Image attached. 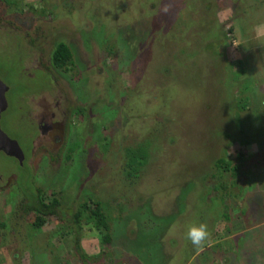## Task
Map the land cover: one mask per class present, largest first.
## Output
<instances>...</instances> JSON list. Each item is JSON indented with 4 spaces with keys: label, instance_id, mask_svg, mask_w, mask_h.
Segmentation results:
<instances>
[{
    "label": "rangeland",
    "instance_id": "1",
    "mask_svg": "<svg viewBox=\"0 0 264 264\" xmlns=\"http://www.w3.org/2000/svg\"><path fill=\"white\" fill-rule=\"evenodd\" d=\"M46 1L54 8L55 17L52 19L21 11L18 14H4L0 5V80L8 86V108L2 113L0 121L2 130L20 142L22 138L26 141V135L34 132L33 127L27 124L32 116L25 112L31 108V102L28 101L31 95L24 96L37 92L46 84L47 79L37 71L43 62L41 54L46 59L53 41L59 38L66 41L76 40L72 46L74 55L79 52L76 67L79 68L78 76L82 78V89L78 86V94L85 96L86 104L100 99L102 103L96 109L106 106L107 111L97 115L100 118L99 141L94 142L84 130L83 135L81 134L82 147L79 150H86V153L79 156V152L78 157L73 153L72 161L59 174L55 171L59 168V159L61 160V146L58 147L59 151H56L57 148L48 149L53 152L54 159L45 160L42 157L45 153L42 147L45 144L40 145L35 141L33 154L26 163L29 170L20 168L15 159L0 152V174L5 175L0 181V186L3 185L0 190V220L13 228L18 224L13 236L8 232L6 242L3 243L0 237V264H84L76 255L70 241L55 234L59 224L53 217H46L45 223L39 229L32 225L33 214H28L17 222L12 217L18 200L26 190L31 191L33 186H39L40 179H51L47 185L44 184L49 189L47 192L74 193L76 188L79 189V184H76L73 176L82 177L81 170L86 172L84 177L87 178L82 186L85 189L91 186V190H95V198L101 201L105 212L109 214L112 226H117L112 229L111 242L103 247L99 232L92 224L82 221L79 244L82 252L89 257L87 263L123 264L130 261L132 264H140L137 261L139 257L143 264H216L214 260L221 254L220 248L228 247L234 255L231 263L264 264V222L257 223V220H264L261 212L260 216H252L255 219L253 223L258 228L245 233V223L231 220L236 231L233 236L225 231L217 238L211 235L208 243L199 250L185 235L191 224H206L210 234L222 229L215 225L223 222L220 218L213 217L215 212L220 211L221 202L217 200L214 203L211 200L213 206L204 208L205 215L199 214L203 208L199 206L202 203L198 199L200 191L191 188V180L198 178L201 181L204 174L203 168L201 169L203 162L199 163L200 152L197 151L203 147H213L209 143L213 142L209 140L210 132L215 128L220 130L233 125L226 117H234V128L243 130L245 117L249 124L250 118L259 116L258 124L252 127V130L255 127L259 130L255 134L249 131L251 133L248 134L254 141L244 143L245 175L241 179L244 183L247 181L244 191L247 189L258 194L260 192L264 196V110L258 103L261 96L264 101V0H157L156 7L152 6L154 0ZM23 2L36 9L41 6L40 0H20L19 4L22 5ZM88 4L96 8V18L93 16L91 21L87 18L90 8ZM70 10L76 11L79 18L72 19L67 14ZM191 16H194L193 19ZM104 19L109 21L112 29L105 28L104 36L89 38L88 32L92 29H98L102 33L101 27L107 22ZM249 19L254 22H247ZM95 23L98 24L94 25ZM258 23L260 25L254 31ZM155 25L158 26L157 32L165 34L169 41L155 36ZM220 34L221 39L228 44V48H224L222 52L229 57L224 62H230V77L235 75L233 63L241 60L244 67L243 77L249 76L252 81L255 80L252 85L253 88L256 87L254 90L258 99L255 100L254 97L251 103L245 104V95H241L239 100H234L233 97L228 100L227 94L230 91L234 95V86L231 78L225 80L221 61L209 62L205 51L197 54L185 51L186 46L192 45L190 41L194 35L217 38ZM242 34L248 36L244 38ZM21 37L25 39V44L21 42ZM32 38L40 51L34 56L27 51L26 54L30 56L25 54L21 66L19 55H22L25 51L23 47H27L26 43ZM182 39H185L184 47L181 45ZM181 49L183 54L180 53ZM20 69L23 75L18 72ZM85 80H88L89 85L84 83ZM133 82L136 83L132 84ZM64 85H60L62 93H65L62 94L63 104H75L76 97ZM124 93L125 98L122 96ZM126 108L133 109L134 114L136 112L140 116L135 114L133 117V112L130 111L132 113L126 117L131 123L139 122L147 128L146 133L137 135H146L144 143L148 145L150 156L158 158L145 180L138 181L135 186L127 184L120 171L123 127L120 129L121 134L111 130L113 125L121 127L126 123L119 115V111L124 113ZM81 119L79 117L77 124ZM157 123H160L158 132L155 131ZM153 129L156 133H150ZM242 134L245 136V133ZM214 136L219 137L217 131ZM106 141L107 147L104 151L102 145ZM182 148L189 150L188 155L185 154L186 158L178 155ZM255 161L259 162L253 164L254 167L248 171ZM110 170L113 172L111 176L107 174ZM41 172L44 175L41 176ZM16 177L15 186H8L7 183L14 181ZM210 182L213 183V180L206 178L203 184H211ZM238 188L233 187L232 192L240 193ZM79 191V197L87 199L88 195L86 197L82 190ZM188 197L198 206L189 211L185 208L186 212L182 208L181 213L179 208V212L172 214L170 220H167L171 208L178 211V201L182 207L188 205ZM252 198L254 199V195L251 200ZM260 198L263 204L260 201L257 203L264 210V198ZM233 202L236 204V201ZM142 204L151 212H165L166 223H158L159 228L151 234L150 241L146 239L149 249H142L138 254L133 239L127 242V238L133 236L135 230V218L130 215ZM208 204H211L210 201ZM247 204L245 202L246 208ZM149 210L147 211L151 214ZM33 234L38 237L24 239ZM21 241L31 249H36L38 244L41 250H35L32 255ZM135 243L141 245L138 241ZM171 243H175V246ZM165 247L170 252L164 250ZM158 254L162 256L161 259H157Z\"/></svg>",
    "mask_w": 264,
    "mask_h": 264
},
{
    "label": "trees",
    "instance_id": "2",
    "mask_svg": "<svg viewBox=\"0 0 264 264\" xmlns=\"http://www.w3.org/2000/svg\"><path fill=\"white\" fill-rule=\"evenodd\" d=\"M19 1L20 0H0V5L2 6L3 13L5 14L6 12L8 13L14 12L12 14H18L21 11V12H24L25 14H30V15L33 14V15H38L41 17L44 16L47 19H52V17H55L54 8L51 7L52 4L46 3L47 2L46 0H40L39 3L41 4V6L38 9L34 8L31 4L26 3V2L25 3L23 2L22 4L23 6H22L19 4ZM155 3H157V0H154V4L152 5L153 7H156ZM198 3L200 4V1H198ZM88 6L90 7L88 10L89 17L87 16L86 17L89 18V21H91L92 17L96 16V8L95 7L93 8L92 4H88ZM156 12H158V10H156ZM76 13L77 12L73 10H70L67 12V14L71 16L72 19L79 18V16ZM99 13L98 15L100 16ZM81 14H83V12H81ZM193 17L194 16H191L192 19ZM104 20H107V19H104ZM246 21L254 22L251 19L246 20ZM108 22L109 21L107 20V22L103 23L104 26L102 27H101L102 23L100 24L102 33L98 32V29L90 30L88 32V35L90 34L89 38L91 37V38L96 39V36L97 37L104 36L105 34L103 35V33L105 32L104 31L105 28L112 29L110 28L111 25L108 24ZM96 24L98 23H95L94 25ZM153 31H154L153 33L155 34L157 38L164 39L166 36L165 34L161 32H157L158 31L157 25L153 27ZM242 31H244V29ZM220 36L221 35H219L217 38H214V37L213 38H202L197 35H194L193 40L190 41L192 45L186 46L185 51L195 52L196 54L201 51L202 52L205 51L206 58L207 60L209 59L208 60L209 62L210 61L212 62L221 61V69L225 73V76H226L225 80L228 81V79L231 78L232 84L234 86V95H233V91H230V93L227 94L228 100L231 99L232 97L234 100H239L241 98V95L243 96L245 95V99H246L245 104H248L249 102L251 103L254 97H255L254 98L255 100L256 98L258 99L257 92L254 90L256 87L253 88V85H252L255 82V80L252 81L251 77L249 76H247V78L243 77L244 67L242 65L243 62H241V60H235V63H233L232 69L235 71V75L232 74V76L230 77L229 72H228L230 68L229 66L230 62H226V64L224 62L225 59L229 57L224 55L222 52L224 48L225 49L228 48L227 47L228 44H227V41L225 42L223 40H220L221 38ZM242 36L246 38L248 35L245 36V34H242ZM107 37L109 38V36ZM22 39L23 40L21 42L25 40L24 38ZM166 40L169 41L168 38ZM74 41L76 40L70 39L69 41H66L64 38H59L58 40L53 41L51 49L48 54L50 58V66H49L50 70H52L53 68L56 71H58L60 75L65 76V77H66L65 72H68L69 76H71V79L78 78L76 74L77 69H78L76 67L77 61L74 60V56H73L74 46H72V43ZM184 41L185 39H182L181 45L183 47H184ZM200 43H204V44H200ZM31 44L33 45V41ZM196 44H198V46ZM198 47H200V50H198ZM23 49H25V51L22 53L21 56L19 55L20 60H21V66H22V61L25 57V54L27 51L29 52L30 48L23 47ZM19 53H20V50H19ZM180 53L183 54L184 51L182 50L180 51ZM199 64L201 66L204 65L203 63H199ZM18 72L21 75H23L21 73V69L18 70ZM41 74L43 76L46 75V73L44 74V72ZM208 76L210 75L208 74ZM211 78L212 76L210 77V79ZM72 81H76L77 83H79V80H72ZM135 83L136 82H133L132 84H135ZM122 96H124L123 98H125L126 93L122 94ZM101 103H102L101 100L98 99L97 102L95 101L94 103L93 102L88 103L90 105L86 104V106L84 107L86 110H88V113H86L88 120L84 121V129L87 131V134L90 135L91 138H93L94 142H96L97 140L99 141L98 130L100 129V125H99L100 118L99 116L97 118V115H100L104 113L105 111H107L106 106H102V107L100 106L98 109H96L99 106L98 104H101ZM258 103L261 104L260 107L262 108V110H264V107H263L264 101H263L262 96L261 98L259 97ZM245 107L247 106L245 105ZM78 109H83V108L79 107ZM126 110L127 111L124 113H121L119 111V115L122 116V118L126 121V123L123 124L121 127H119L118 125H115V126L113 125L111 130H113L114 132L119 131V133L121 134L120 129H122L123 127L124 135L122 136L123 137V141L121 145L122 160H121L120 171L124 175V178H125L124 180L126 181V183L129 184L130 186H135L138 181L145 180V177L155 167L154 163L158 161V158L155 156L154 158L150 156L149 151H148L149 150L148 145L144 143L145 140L147 139L146 135H142V136L137 135L140 133H146V131H148L147 128L145 126L140 125L139 122H137L136 124L131 123L132 121H130V119L128 120L126 117L127 114H130L133 112L132 115L134 117L135 114L137 115V113L135 112L134 114V110L131 108H126ZM78 114L81 115L82 117L85 116V113H83L82 110H79ZM257 117L259 116H256L255 118H252V119L249 117L250 118L249 124H248V118L245 117V122H244L245 129L243 130L234 128L236 126L234 117H231V116L226 117V120L228 122L231 121V123L233 122V125H231V127L228 126V128L226 129L218 130V128H215V130L212 133L210 132L209 140H213V142L211 143L208 140V142L213 147L212 148L203 147L204 149L201 148L200 150L197 151L198 153L200 152L199 153L200 155L199 163L205 162V164L202 163L201 165V169L203 168V172H204V174L201 176V181L198 178L195 180H191L193 181L191 188H193L196 191H200L198 199L202 203L199 206L203 208L200 209L199 214L205 215V211L203 212V210L207 209L206 207L208 205L213 206V204L217 202V200L221 202L220 211L215 212L213 217L214 219L220 218L219 220L223 223H220V225L216 224L215 227L217 228L218 226L219 227L221 226L222 229L221 230L217 229L219 232L214 231L212 234H210L209 237H211L212 235L215 238H217L221 234H223V231L228 232L227 234H230L233 236L236 231L233 229V224L231 223V220H236L239 223L241 222L245 223V229H244L245 233H248L250 230L258 228V227H255L256 225H254L253 223V220L255 219H253L252 216L254 217L256 216V214L260 216L261 207L257 203L261 201L259 194L254 191H249L247 189H245L244 191V186H245V183H247V181H245L244 183V180L241 179V176L245 175V170L243 169V166H244L243 157L244 158L246 157L244 154L245 152L244 143L246 144L250 141L251 142L254 141L248 134L251 133L249 131H252L255 134V131H257V129L259 130V128H256V127L254 128V130H252V127L258 124ZM139 119L140 118H138V120ZM159 129H160V123H157V125L155 126V131L158 132ZM133 131L135 132V134ZM155 131L153 129L150 133H154ZM215 131H217L219 137L214 136ZM242 133H245V136ZM22 142L19 141L20 143L19 145L23 150L25 159L22 163V166L20 165L19 166L20 168H26L29 170V168H27L26 166V163H27L28 158L33 154V151L31 148L30 141H28L27 139L25 141L22 138ZM221 145L222 147H220ZM81 147H82L81 143L78 140L70 141L69 145L65 143V145L61 147V150H60L61 160L59 159V168L55 171V173L58 172L57 174H59L60 172L63 171L64 167L67 168L68 164H70L71 162L72 153ZM102 147L104 151H106L107 141L104 142ZM188 151L189 150H187L186 148H182L181 153H178V155H181L183 156V158H186L185 154L188 155ZM46 153L48 154V156L51 157V159L49 158L47 160H52V157L54 156L53 152L48 151ZM80 153L83 155V153H86V150L85 151L81 150ZM231 153H234V155H231ZM254 156L255 154H253L252 157ZM77 157H78V154H77ZM44 158H46V155H44ZM258 162L259 161L253 162L250 165L248 171H251L250 168L254 167L253 164L258 163ZM43 164H45V162H43ZM42 172H41V176L44 175ZM112 173H113L112 170H110V172H107L109 176L113 175ZM35 174H37V172ZM85 175H86V172H83V170H81L82 177L73 176V178H76L75 180L76 184H79V189L76 188V191L74 193H69V194H65L62 192L63 195L62 193H59L58 191H52V192L49 191L50 193L47 192L49 189L48 190L46 189L47 187L46 185L48 182H51V179L43 180V181L40 179V183H41L39 185L40 187L33 186V189L31 191L26 190L24 192L25 198H22V199L20 198L19 199L20 201L18 200L17 204L15 205L14 212L12 213V217L14 221L17 222L18 220L23 219L28 214H33L34 220L32 222V225L38 229L43 226V224L45 223L46 217H53L56 223L59 224L58 228L55 231V234L60 237H63L65 240L68 239L70 243L72 244V246L74 247L76 255L79 256V258L82 260L84 264H89L87 263V261L89 260V257L82 252L80 248V244H79L80 229H81V224H83L82 221H84L85 223L92 224L93 227L99 232V234L101 235L100 242L102 246L104 245L103 247H105L107 244L111 242L112 229H114L117 226H112V222H111V218L109 217V214L105 212L101 204V201L95 198L97 196L95 190L94 189L91 190V186L86 187V189L84 188V186H82V184L85 183L87 179L84 177ZM206 178L207 179L210 178V181L213 180V183L210 182L211 184L209 183L203 184ZM16 181H17V177L16 179H14V181L10 180L9 181L10 184L8 182L7 185L10 187H13L15 186ZM233 187H239L238 189L240 190V193L232 192ZM79 190L83 191L84 196L87 197L88 195L87 199H83L79 197L81 195L79 194L80 193ZM253 195H254V199L252 198L251 200V196L253 197ZM211 200H214V203ZM188 201H189L188 205H185V207H182L181 205H179L181 202L178 201L177 202V205L179 206L177 208L178 211H176L175 208H171L170 210L171 213L169 214L170 217L168 216L167 220H170L172 214L174 213L177 214L179 212V208H180V213H181L182 208L184 209V211H185V208L187 209V211H189L192 208L195 209V207L198 206L196 202L191 201L189 197H188ZM208 201H210L211 204H208ZM233 201H236V204H234ZM240 201H243V202L239 204ZM245 202L248 203L247 208L245 207ZM72 203H75V204L71 206ZM241 207H244V208H241ZM147 210H149V208L147 206H143L142 204L138 206L133 211V213L130 215V217L136 219V220L134 219L133 221H135L138 224H135L134 222V228H133L135 229L133 230L134 235L133 236L130 235V237L127 238V242L129 241V239H133V243L136 246V250L135 249L134 250L138 254L141 252L142 249H145V250L149 249L150 245L148 244L149 242H146V239L149 240V237L151 236V234L157 231V228H159L158 223L160 222L161 224L166 223V220H165L166 213L165 212L157 214L149 210L151 212L150 214ZM141 211H143L144 213L143 214L140 213ZM261 213H262L261 216H263L264 211ZM260 221L261 219L257 220V223H259ZM170 224L172 225V221H170ZM224 224L226 225L224 226ZM16 226H14V228L12 226L10 227V225L8 226V224L4 220H0V237L3 239L2 240L3 243L7 241L5 240V238H8V232L10 236H13L15 234L14 231H15ZM162 229L165 231L164 228ZM34 237H38V236L33 234V235L27 236L24 239L34 238ZM139 239H141V241ZM135 241L140 242L141 245H137ZM21 243H23L25 246L24 242L21 241ZM25 247L27 248V251L32 253V255H34L35 250L38 252L41 250L40 245L38 244H37L36 249L34 248L31 249V247H28V246H25ZM220 251H221V254L219 256H216V259L214 260L216 264H219V263L220 264H235V262L231 263L232 260L234 259V255L230 248L221 247ZM29 255L31 257V254ZM158 258L161 259L162 256L158 254L157 259ZM137 261L138 263L140 262V264H143V261L140 260L139 257L137 258ZM123 264H132V263L129 261V262H123ZM153 264H158V262H155Z\"/></svg>",
    "mask_w": 264,
    "mask_h": 264
},
{
    "label": "flooded vegetation",
    "instance_id": "3",
    "mask_svg": "<svg viewBox=\"0 0 264 264\" xmlns=\"http://www.w3.org/2000/svg\"><path fill=\"white\" fill-rule=\"evenodd\" d=\"M220 37H222V35ZM220 40L222 39L220 38ZM30 41H33V45L31 44ZM30 41L27 42L26 48H30L28 53L34 56L36 55L35 53L39 52L40 50L34 44L35 40H33V38ZM73 54H74V51H73ZM78 55H79V52L78 51L75 52V55H73L74 60L77 61V58H79ZM41 56H42L41 60L43 59V62L41 61L42 65L37 70H39L40 74L43 72L44 74L46 73L44 77L47 80H46V84L44 86H41L37 92L27 93L24 96L26 97L29 94L31 95V97L28 98L29 99L28 101L31 102L30 104L31 110L28 109L29 111L26 110L25 112H27L28 115L32 116V118L30 119L29 122H27V124H30L33 127L32 131H34L30 134H27L26 139L30 141L32 151L34 149L33 147H34L35 141H37L38 144L40 145L45 144L42 147L45 151L42 157L44 158V155H46V158H45L46 160L49 158L51 159V157L48 156V154L46 153V150L48 152L49 151L48 149L50 148H57L56 151H59V148H58L59 146L63 147L65 143L69 145L70 141L72 140L73 141L78 140L80 143L83 142V137L81 136V134L85 130L84 121L88 120L86 116V113H88V110L84 108L86 106L85 96L78 94V86L82 89L81 78L80 76H78V71H77L78 78L71 79L68 76L69 73L65 72L66 73L65 75L67 77L66 78L65 76L60 75V73L56 71L55 69L52 68V70H50L49 55L46 56V59L44 58L42 54ZM72 80H79V83H77L76 81H72ZM63 82L66 84L65 85L62 84ZM84 83L88 84V80L84 81ZM60 85L66 86V88H68L71 91V93L76 97L77 102L75 104L69 105L68 103H66L65 105L67 107L63 104L64 100H62V97H63L62 94H65V93H62V90L60 89ZM71 87H72V90L70 89ZM79 107H82L83 109H78ZM7 108H8V101H7ZM79 110H82L83 113H85L84 117L78 114ZM79 117H81L82 119L79 121L80 123L77 124V120L79 119ZM80 138L82 139L81 141H80ZM13 139H15L19 143V140H17L16 138H13ZM79 152L80 150L77 149L73 153L79 154ZM80 155L83 156L82 154H79V156ZM24 159H25V156H24ZM53 159H54V156L52 157V160ZM79 159L81 160L82 158L79 157ZM20 166H22V164ZM3 178H4V175L0 174V181H2ZM1 189H3V185L0 186V190ZM21 198H25V196L22 195ZM171 244L173 247L175 246L173 245L175 243H171ZM165 249L169 250L167 247H165L164 250Z\"/></svg>",
    "mask_w": 264,
    "mask_h": 264
},
{
    "label": "water",
    "instance_id": "4",
    "mask_svg": "<svg viewBox=\"0 0 264 264\" xmlns=\"http://www.w3.org/2000/svg\"><path fill=\"white\" fill-rule=\"evenodd\" d=\"M8 91V86L0 80V119L2 113L7 108L6 92ZM0 152L6 156L15 158L19 165L23 163L24 153L21 149L19 143L9 137L0 126Z\"/></svg>",
    "mask_w": 264,
    "mask_h": 264
},
{
    "label": "clouds",
    "instance_id": "5",
    "mask_svg": "<svg viewBox=\"0 0 264 264\" xmlns=\"http://www.w3.org/2000/svg\"><path fill=\"white\" fill-rule=\"evenodd\" d=\"M186 238L197 250L204 247L208 243L210 233L207 225L204 223L191 224L186 230Z\"/></svg>",
    "mask_w": 264,
    "mask_h": 264
},
{
    "label": "crops",
    "instance_id": "6",
    "mask_svg": "<svg viewBox=\"0 0 264 264\" xmlns=\"http://www.w3.org/2000/svg\"><path fill=\"white\" fill-rule=\"evenodd\" d=\"M260 25V23H258L257 25H256V27H255V29H254V31L256 30V28H257V26H259ZM259 191H261V190H259ZM259 197H262V198H264V196H263V193H260L259 192ZM260 200H261V198H260ZM262 202V200L259 202V203H261ZM261 204H263V203H261ZM263 206V205H262ZM264 210H262V207H261V210H260V212H263ZM261 222H264V220L263 219H261Z\"/></svg>",
    "mask_w": 264,
    "mask_h": 264
}]
</instances>
